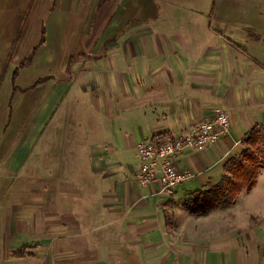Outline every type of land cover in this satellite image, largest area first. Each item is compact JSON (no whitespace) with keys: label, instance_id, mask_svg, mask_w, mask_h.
Segmentation results:
<instances>
[{"label":"crops","instance_id":"crops-1","mask_svg":"<svg viewBox=\"0 0 264 264\" xmlns=\"http://www.w3.org/2000/svg\"><path fill=\"white\" fill-rule=\"evenodd\" d=\"M255 1L0 0V264H264V168L231 207L184 209L253 129L264 145ZM215 110L228 134L176 155L188 178L171 197L132 180L138 143L190 135ZM40 140V189L25 190Z\"/></svg>","mask_w":264,"mask_h":264},{"label":"built area","instance_id":"built-area-1","mask_svg":"<svg viewBox=\"0 0 264 264\" xmlns=\"http://www.w3.org/2000/svg\"><path fill=\"white\" fill-rule=\"evenodd\" d=\"M228 130L227 115L215 110L208 120L194 125L190 135H177L174 138L165 135L138 143L139 169L132 180L141 188H154L159 196L171 197L174 190L188 178L186 173L176 168L173 162L176 155L188 147L203 151L207 145H214L227 135Z\"/></svg>","mask_w":264,"mask_h":264},{"label":"trees","instance_id":"trees-1","mask_svg":"<svg viewBox=\"0 0 264 264\" xmlns=\"http://www.w3.org/2000/svg\"><path fill=\"white\" fill-rule=\"evenodd\" d=\"M34 54L32 52L27 60L20 63V67L29 64ZM17 73L18 70L15 69L12 73L13 81L17 78ZM260 131V128L253 129L249 139L245 141L249 149L225 163L224 175L217 185L192 193L191 198L184 202V209L189 215L202 216L225 210L234 204L244 190L248 191L253 187L258 172L264 168V145Z\"/></svg>","mask_w":264,"mask_h":264},{"label":"rangeland","instance_id":"rangeland-1","mask_svg":"<svg viewBox=\"0 0 264 264\" xmlns=\"http://www.w3.org/2000/svg\"><path fill=\"white\" fill-rule=\"evenodd\" d=\"M246 1V0H245ZM248 1V0H247ZM256 2V8H257V10L259 9V10H263L264 11V0H256L255 1ZM248 3V2H247ZM242 9H244V8H247L246 6H248L246 3H243L242 2ZM255 8V9H256ZM13 71V70H12ZM28 76H29V73L28 72H25V73H23V75H22V77L20 78V80H19V87H22V88H24L30 81H29V79L30 78H28ZM32 78H31V80H33V78H36L37 77V74L36 73H34V75H32L31 76ZM8 83H9V85L11 86V82H10V79L8 80ZM41 83H39V85H40ZM36 86V85H35ZM34 86V87H35ZM25 89H27V88H25ZM29 89V88H28ZM31 89V88H30ZM37 107H40V99H37V100H35L34 102H33V108H34V110L37 108ZM58 114V113H57ZM52 122H54V123H56L57 122V118H56V115H54V117H53V120H52ZM77 123H81V120L80 121H77ZM78 125V124H77ZM41 147H42V143H41V140L38 142V145H37V147H36V149H35V152H34V154L32 153V158H36V159H38V161L37 162H34V163H28V165L30 166V167H28V168H26L25 167V165H23L22 166V172H20V174L18 175V180H17V184H18V186L20 187V186H22V188H26V189H29V190H38V189H40V183H41V180H40V170H41V168H42V163H40V159H39V157H36L37 155H39V152H40V150H41ZM66 149V148H65ZM49 150H50V157H51V159H56V156H61L62 157V155H64L62 152H61V149L59 148L58 149V147L57 146H55L54 148H49ZM62 150H63V148H62ZM67 150L68 149H66L65 151H66V154H67ZM31 162V161H30ZM69 164V163H68ZM68 164H66V165H68ZM69 165H71V164H69ZM80 165V163L78 164L77 163V166H79ZM82 166H81V170L80 171H83V170H85V165L84 164H81ZM84 165V166H83ZM54 166H56V164L55 163H50V170H54L55 169V167ZM65 171H71V168H70V166L68 167V168H66L65 169ZM20 176V177H19ZM31 176V178H29ZM26 177L28 178V179H26ZM26 186V187H25ZM84 186V184L82 183V187ZM25 189V190H26Z\"/></svg>","mask_w":264,"mask_h":264}]
</instances>
